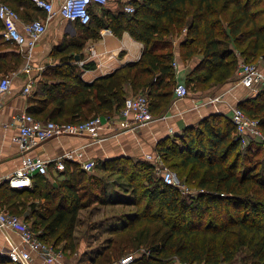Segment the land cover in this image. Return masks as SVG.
Masks as SVG:
<instances>
[{
  "label": "trees",
  "instance_id": "trees-1",
  "mask_svg": "<svg viewBox=\"0 0 264 264\" xmlns=\"http://www.w3.org/2000/svg\"><path fill=\"white\" fill-rule=\"evenodd\" d=\"M1 1L23 21L43 14L33 0ZM110 19L103 22L91 13L87 24L74 23L84 36H97L106 24L118 25L113 28L116 35L127 30L143 43L140 57L89 82L71 66L49 70L61 80H44L43 92L29 99L28 113L58 122L102 117L119 112L127 94L139 90L148 98L153 115H161L174 94L175 50L183 63L201 56L187 73L186 83L206 88L233 79L240 61L249 63L264 53V0H142L134 2L133 12L120 11ZM2 32L0 21V75H5L22 58ZM175 32H181L182 39L174 47L170 36ZM237 106L258 120L264 135V85ZM234 130L231 119L213 114L160 141L156 155L162 163L185 174L186 184L204 190L193 198L165 184L149 162L120 156L104 161L107 176L89 175L77 162L67 161L61 171L67 178L55 186L43 175H34L31 187L12 188L4 180L0 210L22 217L38 239L72 255L79 210L93 202L129 199L134 212L121 224L109 225L107 245L88 264L102 257L104 264H112L105 251L116 253L142 243L145 250L128 264H218L230 261L241 247L264 264V155L256 159L260 141L242 148ZM112 174L125 178L126 193L109 191L115 181L108 180ZM0 264L19 263L0 255Z\"/></svg>",
  "mask_w": 264,
  "mask_h": 264
},
{
  "label": "crops",
  "instance_id": "crops-1",
  "mask_svg": "<svg viewBox=\"0 0 264 264\" xmlns=\"http://www.w3.org/2000/svg\"><path fill=\"white\" fill-rule=\"evenodd\" d=\"M58 3V0H54L56 7ZM123 5L124 0H108L104 6H92L91 13L106 22L107 19L111 18L112 14L124 11ZM40 15L44 17L43 14ZM46 26V31L29 53L23 48L20 50L8 41L12 45L9 47L12 50L19 51L22 59L16 69L7 72L12 77L10 89L0 94V183L20 165V149L14 141L18 123L16 116L20 112L27 110L30 105L29 99L35 93L43 92V88L42 90L40 89V84L42 85L44 80H47L48 83L61 80L59 76H54L49 70L53 71V69L58 68V62L61 61L62 66L73 67L79 73L81 79L89 82L97 76L110 73L128 62L136 61L144 48L143 43L131 36L127 30H122L119 35H116L113 28L114 26H119L115 24L113 26L106 24L98 29L97 36H84L82 35L81 26L56 14L46 22ZM76 42L81 43V46L78 47ZM56 50L58 52H54ZM88 50H90V53L86 54L85 52ZM62 56H66V58L62 59ZM174 56L176 57L174 60L180 66L179 72L175 75L174 87L178 84H183L187 86L189 91L190 84L186 83V75L201 56L196 55L185 63L179 59L177 50H175ZM88 63H93L94 67L84 68L83 65ZM45 71L46 74L44 73ZM237 80L238 76L236 73L233 79L219 85L215 89L214 96L211 97H208L207 94L205 95L204 91L196 95H192L189 92L183 98H177L173 94L171 103L164 112L161 115H154V119L150 123L137 131H127L120 128L119 114L118 112H112L109 115L102 116L103 124L99 130L101 140H93L86 135L53 137L32 149L31 153L39 155L46 160H51L66 151H81L83 159H94L96 161L93 171L97 168L100 175L107 174L104 168L105 160L120 156L131 157L149 162L156 173L159 174L154 161L156 149L161 140L181 134L187 127H196L202 119L209 115L221 114L230 119L231 107L254 95L247 91V88L245 89V87L238 84ZM30 81L32 83L31 93L29 95L23 94L24 85ZM108 117L111 118L110 121H108ZM146 154H152L154 160L146 159ZM67 161L70 163L75 162L72 160H66L65 162ZM71 166L70 169L72 168ZM49 172V176L45 177L50 179L51 184L54 186L59 181L67 178L65 172L52 171L51 166ZM112 201L107 204H93V207L88 206L79 210L77 224L81 214L88 210V215L97 214L99 210L97 208L103 206L110 208V215H108L110 217L107 220L113 218L108 223L115 221L121 224L135 210L129 199L119 200L118 202L113 199ZM77 224L74 229L75 243H77ZM10 234L14 240H18L16 233L10 232ZM8 235V231L0 228V255H3L2 250L8 248L11 244ZM80 248V251H76L72 255L65 252L62 258L53 264H88L90 259L84 263L81 262V258L84 255H88L90 251L87 253L86 251L90 249L82 245H80ZM77 253L83 254L78 258L79 260H77ZM28 264L46 263L38 253L32 252Z\"/></svg>",
  "mask_w": 264,
  "mask_h": 264
},
{
  "label": "built area",
  "instance_id": "built-area-1",
  "mask_svg": "<svg viewBox=\"0 0 264 264\" xmlns=\"http://www.w3.org/2000/svg\"><path fill=\"white\" fill-rule=\"evenodd\" d=\"M35 5L42 11L44 17H35L28 21H23L19 13L6 2L0 0V21L3 24V37L11 44L23 48L30 52L39 38L47 29L46 22L59 14L70 22L87 24L90 20V9L92 6H104L108 0H58V6L54 0H33ZM142 0H124L123 10L126 12L134 11V2ZM172 66L175 75L179 72V64L173 60ZM238 84L248 88L251 93H256L264 85V73L258 69L257 64L240 61L237 69ZM12 77L9 74L0 77V94L10 89ZM31 81L24 85L23 94L29 95L32 91ZM174 94L177 98H183L189 91L186 85L178 84L174 87ZM119 126L127 131H137L154 119L150 110L149 100L142 93L129 94L125 97L123 107L119 110ZM111 118L108 117V121ZM230 119L235 126L234 134L241 146L247 145L250 141H264V135L258 126V120L249 116L237 105L231 107ZM17 133L14 141L20 149V165L4 180L9 187L23 188L31 187L34 175L49 176L51 170L61 172L65 169V161L72 160L79 164V167L87 173H91L95 168L94 159H83L81 151L70 150L62 155L46 160L39 155L32 154L31 150L44 141L64 135H86L93 140H101L99 130L103 124L101 116H92L82 121L58 122L47 119L40 120L22 111L16 116ZM156 155V169L165 184L177 187L181 194L193 198L203 189L195 188L188 190L181 184L176 172L165 166ZM145 158L154 160L152 154H146ZM0 228L8 231L11 244L2 250L10 261L19 264H28L31 253L36 252L46 264L58 262L63 253L60 249H54L48 243L38 239L31 230L30 224L25 222L22 217L0 210ZM10 232L16 233L18 240H14ZM134 257L125 255L119 260V264H128Z\"/></svg>",
  "mask_w": 264,
  "mask_h": 264
},
{
  "label": "rangeland",
  "instance_id": "rangeland-1",
  "mask_svg": "<svg viewBox=\"0 0 264 264\" xmlns=\"http://www.w3.org/2000/svg\"><path fill=\"white\" fill-rule=\"evenodd\" d=\"M38 16H40V15H38ZM110 21H111V19H107L108 23ZM181 34H182L181 32H175L173 35L170 36V39L172 41L173 46L174 45L177 46L179 44V41L182 39ZM8 46L11 47L12 45L10 43H8ZM54 52H58V50H56ZM85 53L89 54L90 50H88ZM178 55H179V53H178ZM61 58L65 59L66 56H64V57L62 56ZM248 62L251 64H257L258 69L264 73V61H262L260 57L250 59V61H248ZM58 63H59V66H61V61H59ZM218 87H219V85L206 88V87H202V86L200 87L197 85L190 84L189 92L192 95H196L199 92L204 91L205 95L207 94L208 97H211V96H214L215 89H217ZM246 90L251 93V91L248 88ZM137 93H140V91L137 90L133 93L130 92L129 94L131 95V94H137ZM129 94H127V95H129ZM230 114H231V112H230ZM91 116H93V115H89L88 117H91ZM259 145L261 147V151L257 155L256 159H262L263 155H264L263 154L264 153V141L261 142ZM245 146H241V147L243 148ZM241 147H239V149H241ZM98 167H100V166H98ZM174 171H176V170H174ZM88 174L89 175H100L97 168ZM176 174H177V176H178V178H179V180H180V182L184 188H186L188 190H194L196 188L195 185L186 184L184 182L185 174H182V175L178 174V173H176ZM105 176H107V175H105ZM112 179H114L115 181L111 182L109 184V188H110L109 191L115 190V191H119L120 194L124 193V192L126 193V191H125L126 187L124 185H127V183H126L125 178L117 176V174L108 175V180L112 181ZM181 195H183V194H181ZM183 196H185V195H183ZM93 204L99 205L98 202H93L90 205V207H93ZM97 209H99L97 214L88 215L87 212L89 210L84 212L83 214H81V217L79 219V222H78L77 228H76V239H77L76 251L81 250L82 247L80 248V245H82L83 247H86V248L88 247V249H90V250L86 251V253L90 251L88 253V255H84L81 258L82 259L81 262H84V263L87 262L88 259H90V257H96L98 255V253L102 252V249L105 247V245H107V240L110 237V234L107 232L108 227L110 224H112L114 222L113 221V222L108 223L109 221L113 220V218H111V220H107L110 217V216H108V215H110L109 214L110 208H106V206H103V207H99ZM2 210H7V209H2ZM111 217H113V216H111ZM144 250H145V245L142 243L138 246H133V247L129 246L128 248H125L123 250H120V251L118 250V252H116V253H111V250H108V251H105L104 255L109 254L111 260H113L112 264H115V262L117 260H119L121 257H123L125 255L131 254L135 258V257L141 255ZM82 255L77 253V260H79L78 258ZM101 257H102V255H101ZM105 262H106V258L102 257L101 260H98V262L96 264H104ZM193 264H206V263L201 261V262H194ZM218 264H260V263H258L253 258H251L249 250H247L245 247H241L235 252L233 258L230 261H227V262L221 261Z\"/></svg>",
  "mask_w": 264,
  "mask_h": 264
},
{
  "label": "water",
  "instance_id": "water-1",
  "mask_svg": "<svg viewBox=\"0 0 264 264\" xmlns=\"http://www.w3.org/2000/svg\"><path fill=\"white\" fill-rule=\"evenodd\" d=\"M261 60L264 61V53L261 55Z\"/></svg>",
  "mask_w": 264,
  "mask_h": 264
}]
</instances>
